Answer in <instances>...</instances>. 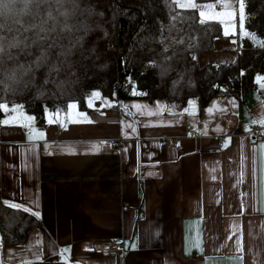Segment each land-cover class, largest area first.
Masks as SVG:
<instances>
[{"label": "crops", "instance_id": "obj_1", "mask_svg": "<svg viewBox=\"0 0 264 264\" xmlns=\"http://www.w3.org/2000/svg\"><path fill=\"white\" fill-rule=\"evenodd\" d=\"M240 36L237 12L236 35L216 39L200 63L234 60ZM233 98L214 96L200 111L195 104L194 116L184 114L188 103L160 98L97 99L98 110L85 100L78 111L93 123H71L61 107L56 123H48L54 111L44 125L34 119L32 135H45L32 141L24 121L0 125V200L42 222L23 245L3 246L0 236V264H264V138L251 144L245 131L264 113V89L235 98L236 108ZM158 104L167 107L148 115ZM108 239H123L125 251L96 254L94 242Z\"/></svg>", "mask_w": 264, "mask_h": 264}, {"label": "trees", "instance_id": "obj_2", "mask_svg": "<svg viewBox=\"0 0 264 264\" xmlns=\"http://www.w3.org/2000/svg\"><path fill=\"white\" fill-rule=\"evenodd\" d=\"M85 3L103 15L91 17L99 27L94 25L93 32L86 38V48L94 47L95 52L90 54L92 59L85 61L89 67L81 82L70 93L61 95L46 93L34 98L37 94L33 90L31 94L7 97L23 103L37 125H44L49 111L73 102L70 97L80 107L84 106L89 91H100L107 100L132 97L152 102L160 98L182 107L194 100L200 111L214 96L229 95L241 100L254 90L255 77L258 74L264 76V48L252 45L248 39L241 41L243 47L234 60L200 63L199 54L216 49L215 41L223 36V29L218 24L202 26L188 19L184 23L177 22L176 29L169 31L171 15L177 10L168 0H85ZM246 3V12L256 14L252 23L258 25V32L264 35V0H246ZM183 15L192 17L193 12L187 11ZM196 17L198 19V13ZM161 34L168 37L169 42L184 38L183 44H171L167 55L172 52L176 55L168 61L160 55ZM189 37H192L191 41ZM190 42L196 47L189 48ZM193 55L196 60L192 59ZM153 61L156 65L166 64L169 70L161 75V68L153 66ZM242 71L244 75H241ZM133 88L141 95H133ZM221 88L227 91H221ZM38 226H42L40 218L30 212L12 209L0 200L3 246L23 245L30 229Z\"/></svg>", "mask_w": 264, "mask_h": 264}, {"label": "snow or ice", "instance_id": "obj_3", "mask_svg": "<svg viewBox=\"0 0 264 264\" xmlns=\"http://www.w3.org/2000/svg\"><path fill=\"white\" fill-rule=\"evenodd\" d=\"M168 3L177 10L171 15L172 23L168 26L169 31L176 29L177 22L184 23L192 19L202 26L218 24L223 29V36H235L238 12L241 41L250 38L255 45L257 36H260L259 47L264 48V35L258 32V25L252 23L256 14L246 12V0H168ZM218 6L222 10H215ZM187 11L193 12V16L183 15ZM196 13H198V19ZM93 15H103V12H95L89 4L85 3V0H0V112L5 114V118L0 120V125H9L11 122L22 120L24 123L19 126L30 129L28 136L30 141L44 138L45 134L42 131L36 132L35 137L32 135L34 129H31V126L35 118L26 114L25 105L9 100L7 97L22 93L31 94L33 90L37 94L34 98L43 97L46 93L52 95L70 93L86 75L89 65L85 61L92 59L90 54L95 52L94 47L86 48V38L93 32L94 25L99 27L91 19ZM191 40L192 37H189V41ZM231 42L235 44L236 40L233 39ZM160 43L163 45L160 55L164 61H168L176 55L175 52L167 55L171 44H183L184 38L169 42V38L161 34ZM188 47L193 48L196 45L190 42ZM192 59L196 60L197 57L193 55ZM152 63L153 66L161 68V75L169 70L166 64L156 65L155 61ZM241 75H244L243 71ZM255 83L260 89H264V76L258 74L255 77ZM214 87L219 86L214 85ZM221 91H227V89L221 88ZM132 94L141 95L135 88ZM70 99H73V102L67 103L64 109L67 120L71 123H80L79 117H82L83 121L93 123L87 115L78 111L79 103L74 98L70 97ZM97 99H100L104 106L111 104L102 97L100 91H91L86 97L87 107L98 110L95 109ZM229 103L233 108L238 107L235 98ZM195 104L194 100H190L184 114L194 116L191 109L195 107ZM133 107L141 109L140 105H133ZM166 107L158 104L157 111L146 109L144 111H147L148 115H157L162 108ZM215 107L216 105H213L208 108L207 112L212 114ZM220 111L226 113L227 109ZM233 115L236 113L233 112ZM54 116L55 119L52 113L48 114L50 125L59 121L60 111L54 110ZM257 123L264 127V113L260 115L259 121L251 120V124ZM245 131H251L249 125L245 126ZM228 143L230 138L225 142L226 145ZM253 143L255 144V141ZM94 147L97 151L99 150V145ZM259 147L264 150V144ZM68 154H75L71 146L68 147ZM3 203L12 209L30 212L37 218L40 216L39 212L31 211L19 203L12 201ZM196 246L202 251L199 241ZM237 246H241V241L237 240ZM63 251L67 252L69 249ZM186 254H190V249L186 248ZM25 264H34V262H25Z\"/></svg>", "mask_w": 264, "mask_h": 264}, {"label": "built area", "instance_id": "obj_4", "mask_svg": "<svg viewBox=\"0 0 264 264\" xmlns=\"http://www.w3.org/2000/svg\"><path fill=\"white\" fill-rule=\"evenodd\" d=\"M131 93V91H130ZM189 132L192 134H196L197 129L194 127L188 128ZM250 136H249V142L251 144H254L253 141H255V144L261 142L264 138V127H261L260 125H254L251 127L250 131ZM175 141V140H174ZM175 143L177 146H180V140H176ZM224 143L219 141V146H223ZM129 209V205H126L124 207V210ZM94 251L96 254L103 255V256H116L123 251H125L123 239H112V240H107V241H101V242H94L93 245Z\"/></svg>", "mask_w": 264, "mask_h": 264}]
</instances>
